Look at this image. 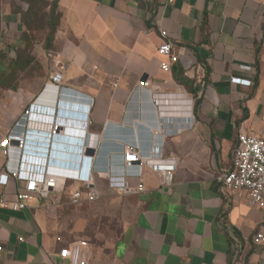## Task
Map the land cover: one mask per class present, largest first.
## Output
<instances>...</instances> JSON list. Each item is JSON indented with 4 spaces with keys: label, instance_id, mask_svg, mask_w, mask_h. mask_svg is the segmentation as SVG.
<instances>
[{
    "label": "crops",
    "instance_id": "1",
    "mask_svg": "<svg viewBox=\"0 0 264 264\" xmlns=\"http://www.w3.org/2000/svg\"><path fill=\"white\" fill-rule=\"evenodd\" d=\"M18 1L3 6L0 22L2 33L24 43L30 31L20 11L28 5ZM58 12L53 48L46 50L42 41V52L31 53L40 73L30 67L19 72L16 91L1 97L0 136L33 103L75 115L62 116L65 134L85 140L100 199L73 207L112 206L122 222L110 254L89 256L86 249L87 264H264V246L252 242L264 233V210L243 192L228 195L217 181L233 167L240 133L264 138V0H58ZM162 31L173 45L170 56L158 53ZM51 52L65 65L60 88L51 81ZM176 93L193 100L191 128H185L190 114L181 98L172 97ZM153 94H163L160 104ZM160 110L167 120L162 158L177 160L176 171L168 174L170 186L144 169L145 190L120 195L123 147L149 156L162 133ZM80 114L88 115L87 124ZM77 129L86 135L77 136ZM83 161L75 155L69 166L55 167L72 170L80 164L86 175ZM3 163L0 159V168ZM108 171L110 177L99 174ZM20 186L11 181L0 193L13 199ZM73 186L69 182L60 194L61 203L70 205ZM62 208L47 210L33 201L21 211L0 209V264H69L60 250L83 239L76 228L60 233L50 213Z\"/></svg>",
    "mask_w": 264,
    "mask_h": 264
},
{
    "label": "built area",
    "instance_id": "2",
    "mask_svg": "<svg viewBox=\"0 0 264 264\" xmlns=\"http://www.w3.org/2000/svg\"><path fill=\"white\" fill-rule=\"evenodd\" d=\"M173 2L174 0H169ZM162 43L158 47V53L162 56L172 54L173 45L167 39L166 31L161 32ZM50 68L51 81L53 86L60 88L64 80L65 65L60 55L51 52ZM164 71H169V66H162ZM233 83H240L250 86L251 81L232 78ZM163 94H153L156 104L162 102L160 96ZM170 96V95H169ZM181 98L188 109L185 128L194 125L195 117L192 115L193 100L186 93H176L172 97ZM169 101L166 100L167 103ZM162 107H160L161 109ZM42 112V113H40ZM62 116L74 117L75 115L61 110L57 106L54 108H42L33 103L23 113L12 129L0 139V159L3 165L0 168V187H6L11 181H17L21 186L15 191L13 199L6 193H0V209L21 211L27 209L33 201H42L47 210H52L61 204L60 194H63L69 182H74L73 190L69 198V204L80 207L84 204L94 203L100 199L98 188L95 185L94 174L96 167L90 156H84L87 152L85 140L75 139V150L78 152L76 159L87 164L86 175L83 174V166L77 164L72 170L59 169L55 166H69L65 163L56 162L53 157L55 143L60 139L69 138L66 135L68 127ZM162 133L156 135L153 141L152 151L149 156L141 154L137 147L126 145L122 150V173L124 181L117 185L120 195H129L143 192L144 169H149L162 176L166 188L170 186L168 174L176 171L177 160L163 159L164 133L167 120L160 110ZM80 120L88 123V115H78ZM41 127L40 130L30 129V126ZM74 129V128H73ZM64 131V132H63ZM78 136L81 131L85 136L86 130H74ZM64 134H61V133ZM136 166L133 173L131 168ZM100 176L110 177V171L99 173ZM135 178L137 183L131 184L129 180ZM224 192L228 195L245 193L249 202L264 210V138L250 136L240 133L238 144L233 153V167L230 171L221 173L217 177ZM1 212H0V254L4 251V243L1 238ZM23 241V239H20ZM59 241L64 243L63 238ZM252 242L255 246H264V233L258 232L254 235ZM86 249L88 243L79 241L63 247L59 256L67 260L69 264H87Z\"/></svg>",
    "mask_w": 264,
    "mask_h": 264
},
{
    "label": "rangeland",
    "instance_id": "3",
    "mask_svg": "<svg viewBox=\"0 0 264 264\" xmlns=\"http://www.w3.org/2000/svg\"><path fill=\"white\" fill-rule=\"evenodd\" d=\"M45 3L51 4L52 0H43ZM18 0H0V21H1V10L5 5H17ZM44 11L37 16V20L31 25L32 33L28 42L20 43L19 38L15 36H9L8 34L2 33L1 22H0V63L5 68H9L11 63L17 58L20 53H32L34 51L42 52L40 43L44 41V34L46 32L44 16L49 7H43L40 4V9ZM44 14V15H43ZM35 33V34H34ZM37 52V53H38ZM35 74L40 73V68H34ZM0 76V81H1ZM18 77L15 76L9 80L11 86L17 87ZM6 84L8 82L1 81L0 84V107L2 104L1 97L7 89ZM5 132H2V135ZM63 201V200H62ZM63 208L51 212L53 219L62 226L60 233L63 234L68 230L75 229L81 232L83 241L88 243L87 254L91 256L93 253L107 256L110 254L111 246L114 240L119 236L122 230V222L119 221L117 212L112 206H99L91 205L84 206L81 208H75L68 205V202L63 203ZM79 224V225H78ZM74 233V232H73ZM64 236L65 235H61ZM62 238V237H61ZM65 239V238H64ZM65 243V240H64Z\"/></svg>",
    "mask_w": 264,
    "mask_h": 264
},
{
    "label": "trees",
    "instance_id": "4",
    "mask_svg": "<svg viewBox=\"0 0 264 264\" xmlns=\"http://www.w3.org/2000/svg\"><path fill=\"white\" fill-rule=\"evenodd\" d=\"M22 1L28 5V10L26 12L20 11V14L22 16V23L28 29V31H30V33L24 34V37L22 39L23 42H28V40L30 39V34L32 33L31 25L36 22V20L38 19L37 16L44 11V9H40V4L43 5V7H49L48 12L45 15L43 14L46 17L45 27L46 31H48V35L46 34L44 41L45 49L51 50L53 48L54 35L59 26L61 17V14L58 12V0H52L51 4L45 3L43 0ZM29 67L30 70H32L33 68H40L38 62H36V59L30 53H20L17 55V58L11 63L9 68H2L0 63V76L2 78L1 81L8 82V84H6L7 89L16 91L17 87L11 86L9 84V80L15 76H18L19 72L25 71Z\"/></svg>",
    "mask_w": 264,
    "mask_h": 264
},
{
    "label": "water",
    "instance_id": "5",
    "mask_svg": "<svg viewBox=\"0 0 264 264\" xmlns=\"http://www.w3.org/2000/svg\"><path fill=\"white\" fill-rule=\"evenodd\" d=\"M168 106H170V104ZM58 141L60 142L55 143V148L53 150L54 160L59 163H66L68 160L73 159L75 156V139L72 137L62 139V141L60 139Z\"/></svg>",
    "mask_w": 264,
    "mask_h": 264
}]
</instances>
